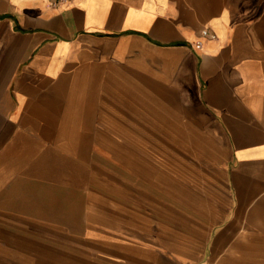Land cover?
I'll use <instances>...</instances> for the list:
<instances>
[{
  "label": "crops",
  "instance_id": "crops-1",
  "mask_svg": "<svg viewBox=\"0 0 264 264\" xmlns=\"http://www.w3.org/2000/svg\"><path fill=\"white\" fill-rule=\"evenodd\" d=\"M251 1L0 0V242L78 241L88 264H264V0ZM77 171L88 237L48 216Z\"/></svg>",
  "mask_w": 264,
  "mask_h": 264
},
{
  "label": "rangeland",
  "instance_id": "rangeland-1",
  "mask_svg": "<svg viewBox=\"0 0 264 264\" xmlns=\"http://www.w3.org/2000/svg\"><path fill=\"white\" fill-rule=\"evenodd\" d=\"M252 4L259 3L258 0H252ZM132 139V138H131ZM130 145H134V140H125ZM122 142V141H121ZM108 143L101 138L97 139V147H100ZM92 158L101 160V155L96 152L93 153ZM128 167V166H127ZM113 171L116 172L117 168L113 165ZM119 168H123L120 166ZM128 173L132 174L131 168ZM123 174L122 169L118 170ZM129 175V174H127ZM100 170L90 171L88 170V184H91L92 189L100 191L104 180L100 178ZM77 188L75 194H62L59 200H54L52 205L55 206L54 213L48 212L50 220L59 223L62 227H68L74 229L79 235H86L88 237V215H91L90 200L91 196L86 197L84 192L85 174L82 171H77ZM113 187H116L113 184ZM130 188H127V191ZM125 197L131 196V194H124ZM4 188L0 187V199H5ZM0 224H5V219L0 218ZM10 229H14L11 227ZM44 240H46L44 238ZM69 243V242H68ZM67 242H54L52 249H45V251H34L29 249H18L21 245L12 244L9 245L6 242H0V264H88V250L77 241L73 246ZM12 247V249H10ZM27 247V246H26Z\"/></svg>",
  "mask_w": 264,
  "mask_h": 264
},
{
  "label": "built area",
  "instance_id": "built-area-1",
  "mask_svg": "<svg viewBox=\"0 0 264 264\" xmlns=\"http://www.w3.org/2000/svg\"><path fill=\"white\" fill-rule=\"evenodd\" d=\"M70 1L71 0H49V3L54 6V5H58V4H62V3H68ZM215 36L216 35L214 33L211 34V37H215ZM196 44L198 46H200L201 45V40H197Z\"/></svg>",
  "mask_w": 264,
  "mask_h": 264
}]
</instances>
